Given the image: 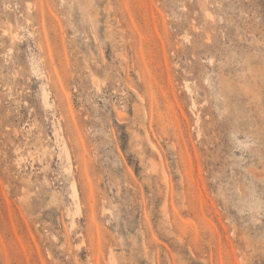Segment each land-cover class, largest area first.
Segmentation results:
<instances>
[{
	"label": "rangeland",
	"instance_id": "374dc122",
	"mask_svg": "<svg viewBox=\"0 0 264 264\" xmlns=\"http://www.w3.org/2000/svg\"><path fill=\"white\" fill-rule=\"evenodd\" d=\"M0 264H264V0H0Z\"/></svg>",
	"mask_w": 264,
	"mask_h": 264
}]
</instances>
